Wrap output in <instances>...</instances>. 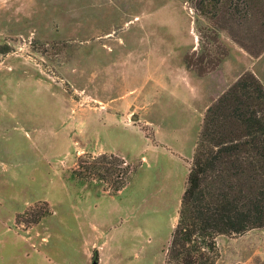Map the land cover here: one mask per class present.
Returning <instances> with one entry per match:
<instances>
[{
    "label": "rangeland",
    "instance_id": "1",
    "mask_svg": "<svg viewBox=\"0 0 264 264\" xmlns=\"http://www.w3.org/2000/svg\"><path fill=\"white\" fill-rule=\"evenodd\" d=\"M259 2L245 48L187 0H0V264H165L208 107L264 85ZM101 155L121 190L72 176ZM217 243L264 264V227Z\"/></svg>",
    "mask_w": 264,
    "mask_h": 264
},
{
    "label": "trees",
    "instance_id": "2",
    "mask_svg": "<svg viewBox=\"0 0 264 264\" xmlns=\"http://www.w3.org/2000/svg\"><path fill=\"white\" fill-rule=\"evenodd\" d=\"M187 1L250 48L248 34L244 37L239 31L250 22L258 0ZM259 3L264 5V0ZM187 66L193 67L191 61ZM130 171L123 158L101 155L94 164L80 160L72 176L81 181L96 176L118 191L126 186ZM260 227H264V85L246 72L206 111L165 264H217L219 235Z\"/></svg>",
    "mask_w": 264,
    "mask_h": 264
},
{
    "label": "water",
    "instance_id": "3",
    "mask_svg": "<svg viewBox=\"0 0 264 264\" xmlns=\"http://www.w3.org/2000/svg\"><path fill=\"white\" fill-rule=\"evenodd\" d=\"M134 119H137V115H134ZM91 264H98L97 260H93Z\"/></svg>",
    "mask_w": 264,
    "mask_h": 264
}]
</instances>
